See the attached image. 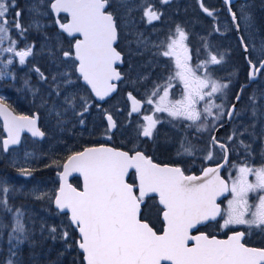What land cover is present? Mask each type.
I'll use <instances>...</instances> for the list:
<instances>
[{"label": "snow or ice", "instance_id": "1", "mask_svg": "<svg viewBox=\"0 0 264 264\" xmlns=\"http://www.w3.org/2000/svg\"><path fill=\"white\" fill-rule=\"evenodd\" d=\"M230 3L231 0H225ZM116 3L119 7L127 9L130 13L132 8L129 0H49L48 7L55 13H68L71 20L67 23H60V29L69 36L79 34L80 39H76L74 51H62L63 58H70L78 61L75 64V71L79 73L76 79L73 74L65 71L58 72L51 76L52 83L49 85L51 91L48 95L55 94L60 97L62 91L68 86H75L77 81L82 79L84 84L89 86L95 97L103 101L111 93L116 91V84L113 81L122 79L121 73L114 65L122 62L121 54L113 47L117 39V28L112 11L108 9ZM167 4L169 0H161ZM44 0H33L30 11L34 13L31 21L24 25L20 22L21 12L15 11L11 20V25L15 27L18 35L25 38V34L35 29L42 30L44 27L40 20L47 13L41 10ZM137 7L142 8L143 17L147 23L159 20L161 13L154 9L151 0H140ZM203 8V4H201ZM16 8V0H0V42L9 31L8 13L10 9ZM204 11L212 16L213 12L204 8ZM233 21L237 20L235 13H232ZM247 23L249 17H244ZM239 29V24L236 25ZM176 38H169V42L161 41L155 45L164 50L157 53L165 57H174L175 69L164 78L163 82H154L150 90H146L145 103L154 104L155 112H166L174 119H184L191 121L187 127H195L197 132L209 129L215 130L225 115L232 119L240 115L235 105L226 113L222 110V104H216L212 99L217 93H223L229 87V83H221L212 78L209 67L220 65L225 54L217 51L212 52L211 44H205L207 49L206 59L202 63H197L193 67L190 63L191 56L185 44L187 34L179 26H176ZM142 33H137V44L145 45L146 41L141 39ZM241 43L244 44L241 37ZM13 45L17 42L12 41ZM32 44H25L22 50L17 51L15 47L3 49L7 52H15L19 57V64L25 65L26 58L33 55ZM245 53L249 52V47L244 44ZM253 51L257 53V62L248 58L250 66L249 79L254 80L261 69H264V42L260 49ZM50 54L54 55V53ZM12 60L8 61L11 64ZM258 64V66H257ZM204 69L203 76L198 75V70ZM35 71L40 81L47 83L48 77L39 68L31 69ZM9 75L0 71V77ZM147 80L148 77H142ZM175 80L182 84L183 90L179 99H170V89L175 85ZM25 85L30 87L26 80ZM34 94L39 89H32ZM243 91V86L241 92ZM162 93V94H161ZM157 99H153L156 98ZM83 101L82 111L77 113L83 117L90 105L88 99L80 96L77 92H69L64 95L63 102L68 108L75 109L77 100ZM131 101V111L129 115L139 112L141 101L137 100L131 93H128ZM255 105L257 97L255 94L249 97ZM43 100V98H42ZM236 100H240V94L236 95ZM204 102L202 110L198 108ZM47 103L46 100H43ZM99 107V105H97ZM65 109V111L68 110ZM213 109H217L216 112ZM53 110L59 117L60 111ZM106 113L108 131L117 127L111 114ZM257 108H252L253 117L257 116ZM0 116L4 118V127L7 131V138L0 143V151L8 152L11 146L21 144V133L25 130L33 137H43L44 133L36 127V118L29 116H16L9 110L0 97ZM209 118L211 122L209 123ZM146 124L139 125L141 131L138 133L144 137L152 138L156 125L161 121L154 119L152 115L143 116ZM199 122V123H197ZM83 124L84 120L81 119ZM175 127V125H173ZM247 132L234 130L228 141L238 139ZM110 138V137H109ZM248 156H251L250 145L243 140H239ZM218 147L219 159L214 157L212 149ZM196 146L185 137L180 142L177 155H194ZM235 151V147H229L225 143L217 140L215 136L209 139V151L204 156L207 161H213L215 166H208L201 169L200 175H186L185 170L179 166H159L152 162L142 152L135 151L133 155L128 152L117 151L108 147L86 148L81 152L68 157L67 163L62 166L63 173H58L62 181L58 191L51 195L49 193L33 192L36 199H48L55 204L59 212L68 215L70 225L78 230L79 240L77 245L84 254L86 264H264V249L246 247L242 243L245 236L244 231H237L227 239H217L206 233H200L198 226L207 227L211 222L217 221L220 217L223 221L219 226L228 228L230 225H244L248 231L253 228L264 231V165L259 167L251 166L247 161L243 164H230L229 152ZM30 153H25L27 158ZM229 165L230 169L235 168L236 174L229 173L228 180L220 175L221 169ZM13 167L16 162L13 161ZM129 169H135L138 182L130 184L126 181ZM21 176H31L32 171L25 166L18 167ZM72 172H78L83 176V189L77 190L67 182L68 176ZM249 176H254L255 180L250 181ZM229 180L231 181L229 183ZM10 192L4 181H0V209L6 213H13L10 225V241L15 240L18 244L24 243L28 239V229L24 220V213L19 209H13L9 205L6 194ZM158 194L159 209L166 227L162 234H157L150 227L148 222L141 219V205L146 203V198H151V194ZM230 194L227 199L226 208H221L217 203L218 197ZM256 193V201L249 202V194ZM7 227L0 223V229ZM50 233H56L55 226H51ZM195 231L198 234L192 235ZM68 232L63 231L61 239L67 240ZM55 238V237H53ZM194 241L192 246L188 242ZM8 264H12L9 260Z\"/></svg>", "mask_w": 264, "mask_h": 264}, {"label": "rangeland", "instance_id": "2", "mask_svg": "<svg viewBox=\"0 0 264 264\" xmlns=\"http://www.w3.org/2000/svg\"><path fill=\"white\" fill-rule=\"evenodd\" d=\"M183 1L181 0V2ZM178 2L179 0H169V3L164 4L161 3V0H151L152 6L161 13V16L159 20L152 21L150 24L146 22V18L142 19L144 10L137 7L140 0H129V6L132 8L130 13L116 3L113 4L117 19L125 31L121 49L126 56V68L123 69L126 79L121 84L119 90L121 94L117 95L118 97L115 96L104 106L97 107L98 104L94 102L89 91L81 84L80 80L75 86H68L62 91L60 97H56L54 93L48 95L51 91L49 87L52 83L51 76L58 73L59 68L56 66L52 70L47 83L40 81L39 76L31 69L33 67L41 68L43 73L47 75L46 68L65 62L62 59V52L56 54V51L51 48V53L54 55L50 54V50H48L43 55L37 54L38 57H28L26 64L22 66L19 64V58L15 52L3 51L8 47H13L11 41L6 39V35L0 42V71L9 73V75L0 77V97H3L4 103L7 105L9 101L19 107L25 105L27 108L28 105H32L29 107L31 108L30 112L39 113L40 126L46 135L42 142L24 137L21 147L13 149L7 154L0 151V160L15 169V174L11 177L0 178V181H4L10 189L6 198L16 201L15 204L9 205L14 210L19 209L24 213V220L28 229V239L24 243L18 244L14 239L10 241V225L13 213H4L0 216V223L7 225V227L0 229V244L2 240H6L5 264H8L9 260L12 264H22L24 249L29 247L33 249L36 247L34 250L37 256L45 261V264H81L80 254L76 249L78 236L74 237L75 230L70 225L67 216L58 213L53 208V203L48 199H36L32 195L34 191L51 195L56 193L59 181L57 173L62 169V166L58 167L57 165L63 164L59 152L79 150L88 141H92V143L97 144L123 146L130 152L146 151L157 160L167 154L171 157L173 164L184 167L186 172L199 170L208 162L204 156L209 151L208 144L213 132L212 129L197 132L195 127H187V125L192 124L191 121L182 118L174 119L166 112H155L154 104L145 103L146 90H150L154 82H163L164 78L175 69L174 57L158 55L157 53L164 49L163 47L157 48L155 45L160 44L161 41L169 42L170 37L178 39L173 26L169 24L175 20L174 13L177 12H170L167 7L165 8V5L169 7L170 4ZM187 3L190 18L182 29L187 34L185 44L191 56V65L195 67L197 63H202L206 59L205 44L214 46L212 48L213 53L219 51L225 54L224 61L220 65L210 66L209 70L213 79L221 83L230 82L229 87L222 94L217 93L212 98L215 103L220 102L223 105L222 110L226 113L232 103L239 81L247 73L236 29L226 13L225 5L220 0H189ZM32 4L33 2L31 6ZM201 4H203V8ZM31 6L29 7V14L32 19L34 13L30 11ZM45 6L47 7L46 1ZM204 8L212 11L213 15L209 16ZM43 12L47 14L36 18L41 20L51 16L48 8ZM235 14H237L241 36L249 47L250 58L257 62V53L253 51V47L260 49L262 42H264V0L239 2L236 4ZM245 16L249 17L247 23L244 19ZM137 33L143 34L141 39L146 41V46L143 44L138 46L136 42ZM9 60H12L11 64H8ZM69 64L67 70L73 74L72 78L76 79L75 63L70 61ZM140 68H147V71ZM197 74L203 76L205 70H198ZM144 76H147L148 79L143 80L142 77ZM26 80L31 88L25 85ZM172 83L175 87L170 89V99H179L183 86L175 80ZM32 89H39V91L34 94ZM69 92H77L80 96L88 99L90 107L83 117L77 115L82 111L83 101L78 99L75 109L68 108L64 104L63 97ZM128 93L145 103V108L140 114L134 115L132 113L129 115L131 110ZM253 94L257 97L255 105L249 99ZM42 98L47 103H44ZM203 103L202 101L200 105ZM200 105L198 108L201 107ZM54 107L56 111L61 112L59 117L53 110ZM253 107L258 110L255 117L252 115ZM66 108H68L67 111H65ZM104 109L117 122V130L113 134L108 132L103 120ZM215 110L217 111V109H213L214 112H216ZM238 111L240 115L234 117L233 124L225 139L228 140V136L234 130L243 132L247 128V132H244V135L238 139L234 138L231 141L233 143L230 145L235 147V151H233L234 156L230 164L240 165L245 161L249 163L255 155L264 159V69L256 84L244 93ZM145 115H152L154 119L159 118L161 121L156 125L152 138L138 134L141 131L139 125L147 123L143 120ZM81 119L84 120L83 124L80 123ZM210 122L211 118H209ZM185 137L196 146L197 150L194 155H177L180 142ZM2 138L3 134L0 131V143ZM239 140L250 145L251 156H248L245 150L240 147ZM26 152L31 154L27 158H25ZM213 155L216 157L214 151ZM13 161L16 162V167L12 166ZM20 166H25L32 171L30 179L25 180L19 175L17 169ZM229 173L235 176L236 169H230L228 166L227 178ZM230 198L231 196L228 199ZM151 202L146 209V214L160 228V208L155 199ZM226 206L227 200L225 208ZM222 223L223 221L220 219L218 227L222 231L240 228L244 229L247 234L250 233L244 225H230L228 228H221L219 225ZM51 226L56 227V233L49 232L48 229ZM63 231H67L69 234L67 240L61 239Z\"/></svg>", "mask_w": 264, "mask_h": 264}, {"label": "flooded vegetation", "instance_id": "3", "mask_svg": "<svg viewBox=\"0 0 264 264\" xmlns=\"http://www.w3.org/2000/svg\"><path fill=\"white\" fill-rule=\"evenodd\" d=\"M45 1L47 3V7L45 6ZM187 1H189V0H184L183 2H181V0H179L178 3L170 4L169 7H168V5H165V8L167 7L170 10V12H177V13H174L175 20L171 21L169 23L171 26H173L174 32H175L177 25H179L181 28H184L188 19L190 18V12L187 9V5H188ZM32 2H33V0H16V8L9 10V13H8L9 31L6 33V39L8 41L9 40L11 41V45H13L12 41L15 40L17 43L15 45H13V47H15L17 51H19V50H22L24 48V45L26 43L32 44V45H34L32 56H37V57H38V55H43V54L47 53L48 50H51V48L56 51V54L62 52V51H60V49H62L63 51H74V48L72 46L74 45L75 40L80 39V37L69 38V37H67L66 34H64L61 31L59 24L56 21L59 20L60 23H67L69 21V18L67 15H64V14H59L58 16H54L53 13L51 12V9L48 7L49 0H44V4L41 6L42 11H44L45 9L48 8V10L51 14L50 17L40 20L44 24V27L42 28V30L37 31L33 28L25 34V38H21L18 35V32L15 29V27L11 25L12 17L14 16L15 11L19 10L21 12V16L19 17L20 22L24 25H27L31 21V17L29 14V7L31 6ZM113 4H112V7L109 8L108 10L112 11L113 16H114V20H115V24H116V28H117V35H118V42L116 44V49L119 50V52L123 54V60L125 63V65H123V69H125L126 68V56L124 54V51L121 49V44H122V40H123V36L125 34V31L117 19L115 7ZM235 7H236V4L234 5V10H235ZM237 21H238V18H237ZM62 59L65 62L57 63L54 66H49L48 68H46V73H47L46 76L47 77H49V75L52 73V70L56 66L59 68V70H58L59 72H65V71H68L67 69L70 66V64H69L70 61H73L75 64H77L76 61H74L70 58L66 59V58H63V56H62ZM244 60H245V58H244ZM39 69L41 72H43V70L41 68H39ZM123 69H121V71L123 73H125V70H123ZM68 72H70V71H68ZM35 74L38 76V74L36 72H35ZM214 131L212 132L211 136H213ZM217 140H219V139L217 138ZM222 141H223V139H222ZM212 151H214V153L216 154L217 162H220L221 160L219 159V157L221 154L218 150V147H214L212 149ZM260 152H261V150H260ZM229 153H230V158H231V151ZM163 156H167V154H164ZM165 160L168 162H165ZM159 161L162 164H168L170 162V159L168 157H161V159H159ZM205 164L206 165L203 167H206L209 165H215L213 161H208ZM249 164L253 167H259L261 165H264V159H260L259 155H255L250 160ZM203 167H201V168H203ZM201 168L199 170H197L196 173L186 172V171H185V173H187V174H190V173L198 174L200 172ZM222 176L224 178H227L226 177V170L223 171ZM227 180H228V178H227ZM249 180L254 181L255 177L249 176ZM256 195H257L256 193H250L249 194V202L250 203H254L256 201ZM229 197H230V194H228V196L220 202L222 209L225 208L226 200ZM220 219L221 218H219L214 223H210L207 227L204 226L203 227V229H204L203 233L208 234L210 237L215 236L218 238H224V237H227L232 232L233 233L237 232V231H244L245 232L244 229H240V228L231 229L229 231H222L218 227V224L220 223ZM243 243L245 245H248V246H253V247H256L259 249H264V231H260L259 229L253 228L249 234H247V232H245Z\"/></svg>", "mask_w": 264, "mask_h": 264}, {"label": "water", "instance_id": "4", "mask_svg": "<svg viewBox=\"0 0 264 264\" xmlns=\"http://www.w3.org/2000/svg\"><path fill=\"white\" fill-rule=\"evenodd\" d=\"M222 1V3H224L225 4V6H226V8H227V13L230 15V18L232 19V13H234L233 12V10H232V6L234 5V4H236L238 1H248V0H231V2L230 3H226L225 2V0H221ZM51 12L53 13V15L54 16H58L59 14H64V15H67L68 16V18H69V21L71 20V16H70V14H68V13H63V12H61V13H55V12H53L52 10H51ZM68 21V22H69ZM232 21H233V19H232ZM237 21V20H236ZM236 21H233L234 23H236ZM62 31V30H61ZM63 32V31H62ZM63 33H65V32H63ZM69 38H73V37H80V35L79 34H75V36H69L67 33H65ZM80 38H82V37H80ZM117 42H118V40L116 39V41L114 42V44H113V47L115 48V46H116V44H117ZM241 45H242V51H243V53H244V55H245V57H246V55L248 56V58H249V55H248V53H245V51H244V44H242L241 43ZM116 49V48H115ZM117 50V49H116ZM118 51V50H117ZM119 52V51H118ZM120 53V52H119ZM121 54V53H120ZM121 58H122V62H117L115 65H114V67L116 68V70L118 71V72H120V67H122L123 66V55L121 54ZM246 59V58H245ZM247 61V60H246ZM77 62V64H78V61H76ZM247 65H248V81H247V83L246 84H244V85H242L243 86V90L245 89V88H249L254 82H256L257 81V79H258V77H259V74H260V72H261V70H260V72H259V74H258V76L256 77V79H254V80H250L249 79V72L251 71V69H250V66H249V64L247 63ZM121 73V72H120ZM77 75H79V73L77 72ZM121 76H122V79L121 80H118V81H113V83H115L116 84V91L115 92H113V93H111L110 94V96H108V97H106L103 101H100V100H98L96 97H95V94L94 93H92L91 92V89H90V87L89 86H87V85H85L84 84V82H83V80L82 79H80V81H81V83L89 90V92H90V94L92 95V97H93V99H94V101L97 103V104H100V105H102V104H104L106 101H108V100H110L116 93H117V91H118V86H119V83L124 79V75L123 74H121ZM242 86L239 88V90H238V92H237V94L239 93L240 94V100H241V96H242V92H241V88H242ZM236 94V95H237ZM136 98V97H135ZM137 100H140V99H138V98H136ZM240 100L239 101H237L236 100V96H235V98L233 99V103L229 106V108H228V111L231 109V107H232V105H235L236 106V109L238 108V105H239V103H240ZM141 101V104H140V110H139V112H135V113H133V114H135V115H137V114H140L142 111H143V109H144V102L142 101V100H140ZM129 103H130V110H131V101L129 100ZM9 107V106H8ZM9 110L12 112V114L13 115H16V116H29V117H35L36 118V127L41 131V132H43L44 133V131L41 129V127H40V116H39V114L37 113V112H34L32 115H19V114H17V113H15L10 107H9ZM104 121H105V123H106V126H107V129H108V124H107V120H106V114L104 115ZM114 119V118H113ZM233 119V118H232ZM232 119H229L227 116H226V118H225V123L223 124V126L222 127H218L216 130H215V132H214V135L213 136H215L216 138H217V136H218V134H219V132H221L224 128H226V127H228L230 124H231V121H232ZM116 122V121H115ZM0 123H1V129H2V133H3V138H2V140H1V143H2V141L4 140V139H6L7 138V131H6V129H5V127H4V118H3V116H0ZM117 128V127H116ZM116 128H114V129H111L110 131H109V133H111V134H113V133H115L116 132ZM25 136H27V137H29V138H31L32 140H35V141H38V142H42L44 139H45V133H44V136L43 137H33L32 135H31V133L30 132H28V131H24V132H22L21 133V144H22V140H23V137H25ZM21 144L20 145H14V146H11L10 147V149H9V151L10 150H12V149H16V148H19L20 146H21ZM92 147H96V148H99V147H108V148H112V149H114V150H117V151H124V152H128V151H125V150H122V149H120V148H116V147H113V146H110V145H105V144H103V145H95V146H88V147H86V148H92ZM86 148H84V149H86ZM83 149V150H84ZM83 150H81V151H83ZM8 151V152H9ZM81 151H79V152H81ZM8 152H3L4 154H7ZM135 152V151H134ZM134 152H132V153H129V155H133L134 154ZM141 152V151H140ZM143 153V152H142ZM75 154V153H74ZM74 154H72V155H74ZM144 154V153H143ZM145 155V154H144ZM146 156V155H145ZM146 157H148V156H146ZM148 158H150L151 159V157H148ZM68 160V159H67ZM67 160L64 162V164L65 163H67ZM152 160V159H151ZM153 162V161H152ZM222 162V161H221ZM153 163H155V162H153ZM155 164H157V163H155ZM157 165H159V166H161V167H163V166H166V165H160V164H157ZM167 166H171V165H167ZM210 166H215V165H210ZM206 167H208V166H206ZM225 167H226V165H225ZM224 167V168H225ZM224 168H222L221 169V172H220V175L222 176V172H223V170H224ZM63 171H64V169H63V167H62V169H61V171L59 172V173H63ZM132 172H135V169H129V172H128V175H127V177H126V181L128 182V178H129V176H130V174L132 173ZM201 174V172L199 173V174H197V175H200ZM189 175H195V174H189ZM31 176H22V178H24V179H29ZM58 178H59V187H60V185H61V183H62V181L60 180V177H59V175H58ZM74 178H78L79 180H80V182H81V187L80 188H77L75 185H73L72 183H71V180L72 179H74ZM67 182L69 183V184H71L73 187H75V188H77V190H82L83 189V176L80 174V173H78V172H72L69 176H68V178H67ZM135 182L137 183L138 182V178H137V176H136V174H135ZM128 183H130V182H128ZM131 184V183H130ZM59 187H58V189H59ZM58 191V190H57ZM56 191V192H57ZM227 193L224 195V196H221V197H218V200H217V203H220L224 198H226L227 197ZM151 197H156L157 198V204L159 205V196H158V194H155V193H153V194H151ZM53 205V208L58 212V213H60V214H66V213H63V212H59L58 211V209L55 207V204L53 203L52 204ZM144 205V204H143ZM143 205H141V212H142V206ZM159 207L160 208H162V205H159ZM67 216L68 215H70V214H66ZM218 218L219 217H217V220H218ZM161 222L163 223V230H164V228L166 227V222L165 221H163V218H162V214H161ZM69 220V219H68ZM146 222V221H145ZM215 222V221H214ZM211 223H213V222H211ZM72 226V228L76 231V233H77V236H78V240H79V233H78V230L77 229H75V227L73 226V225H71ZM151 227V226H150ZM199 227V229L200 228H202V227H204V226H198ZM154 230V229H153ZM163 230H162V232L161 233H157V234H162L163 233ZM155 231V230H154ZM200 233H202V232H200ZM192 235H196V234H198L197 232H195V231H193L192 233H191ZM233 233H231V234H229L226 238H217V239H227L230 235H232ZM243 240H244V238L242 239V243H243ZM195 242L194 241H189L188 242V244H189V246H192L193 244H194ZM246 246V245H245ZM246 247H250V246H246ZM77 248H78V251L82 254V259H83V262H84V264H86V261L84 260V254H83V252H82V250H80L79 249V247H78V245H77ZM251 248H254V247H251ZM257 249H259V248H257ZM162 264H170V262H162Z\"/></svg>", "mask_w": 264, "mask_h": 264}, {"label": "trees", "instance_id": "5", "mask_svg": "<svg viewBox=\"0 0 264 264\" xmlns=\"http://www.w3.org/2000/svg\"><path fill=\"white\" fill-rule=\"evenodd\" d=\"M228 15V14H227ZM141 69V68H140ZM141 70H144V71H147V68H142ZM200 71H201V69H200ZM247 81H248V76L247 75H245V76H243L242 77V79L239 81V83H238V87H237V89H236V92H235V95L237 94V92H238V90H239V88L242 86V85H244V84H246L247 83ZM247 90H249V89H244L243 90V92H242V97H241V100H243V97H244V93L247 91ZM121 94V92H118V96ZM116 95V96H117ZM234 95V96H235ZM117 96V97H118ZM113 100V99H112ZM233 100V99H232ZM216 104H220V102H217ZM203 105H204V103L203 104H201L200 106L201 107H199L201 110H202V108H203ZM8 106L15 112V113H17V114H19V115H31L32 113L30 112V110H31V108H29V107H31L32 105H28V107L26 108L25 107V105H23V106H21V107H19L18 105H15V104H11L10 103V101H9V104H8ZM239 106H240V103H239ZM239 106H238V109H239ZM237 109V110H238ZM216 111V110H215ZM226 116V115H225ZM234 119V118H233ZM225 122V118L224 117H222L221 118V121L219 122V123H224ZM232 124H233V120H232V123H231V125H229L228 127H226L225 129H223L221 132H220V134L218 135V139L220 140V141H222V139H223V143H225L226 145H229V147H231V143H233V142H229L228 140H226L225 139V137L228 135L227 134V132H229V130H230V128H231V126H232ZM219 126H217L216 128H215V130L218 128ZM1 132H2V130H0ZM214 131V130H213ZM211 137V136H210ZM85 141V140H84ZM97 143H92V141H88V143H86V145L85 146H83V147H81L79 150H75V151H67V150H64V151H61V152H59V154H60V157H61V162H65L66 161V159L70 156V155H72L73 153H77V152H79V151H81L82 149H84L85 147H87V146H91V145H96ZM209 145V144H208ZM73 146H75V145H73ZM72 146V147H73ZM112 146H114V145H112ZM114 147H118V148H121V149H124V150H127L125 147H123V146H114ZM128 151V150H127ZM144 153H145V155H147V156H151V154H149L148 152H146V151H143ZM233 156H234V153H233V151H231V159H230V163H231V161H232V159H233ZM151 157H153V156H151ZM162 157H168L169 159H170V162L168 163V164H173L172 162H171V157L169 156V155H167V156H162ZM154 160H156V161H158L159 163H160V161L159 160H157V159H155L154 158ZM165 162H168V161H166L165 160ZM174 165V164H173ZM229 166V165H228ZM228 166H227V169H226V171L228 170ZM184 168V167H183ZM189 172H194V173H196L197 172V170L195 169V170H190ZM15 174V169L14 168H12L11 166H9V165H7V163H5V162H3L2 160H0V178H2V179H6V178H8V177H11L12 175H14ZM57 175H58V173H57ZM129 182L130 183H133V184H135V181H134V175L132 174L130 177H129ZM72 183L76 186V187H80V181H79V179L78 178H75V179H73L72 180ZM151 201H153V199H147L146 200V203H145V205L143 206V210H142V213H141V219L142 220H144V221H146V222H148L149 223V225L157 232V233H159V232H161V228L163 227V223L161 222V220L159 219V225H160V228L159 227H157V225L155 224V222L150 218V216L149 215H147L146 214V209L149 207V205L152 203ZM15 200H8V203L10 204V205H13V204H15ZM4 213H6V212H4L2 209H0V216L1 215H3ZM74 231V230H73ZM199 231H204V229L203 228H201V229H199ZM73 235H74V237L75 236H77V233H76V231H74V233H73ZM5 245H6V240H2V242H1V244H0V264H5V262H6V257H5V254H4V250H5ZM36 247H34V249H35ZM32 247H29V248H26V249H24V252H23V255H22V264H45L46 262L45 261H42V259L41 258H39L38 256H37V254H36V252H35V250H34ZM76 249H77V244H76ZM77 251H78V249H77ZM79 253V252H78ZM80 254V253H79ZM80 261H81V264H84L83 263V260H82V255L80 254Z\"/></svg>", "mask_w": 264, "mask_h": 264}, {"label": "bare ground", "instance_id": "6", "mask_svg": "<svg viewBox=\"0 0 264 264\" xmlns=\"http://www.w3.org/2000/svg\"><path fill=\"white\" fill-rule=\"evenodd\" d=\"M243 34V33H242Z\"/></svg>", "mask_w": 264, "mask_h": 264}]
</instances>
